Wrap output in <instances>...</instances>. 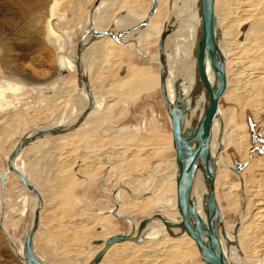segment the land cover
Instances as JSON below:
<instances>
[{
	"label": "rangeland",
	"instance_id": "374dc122",
	"mask_svg": "<svg viewBox=\"0 0 264 264\" xmlns=\"http://www.w3.org/2000/svg\"><path fill=\"white\" fill-rule=\"evenodd\" d=\"M96 1L98 0H0V133L4 137L3 143L0 144L1 168L6 165L5 150L16 141L17 135H23L26 131L34 129L36 125L54 121L55 113L70 109L72 98H79V93L75 94L72 88L75 75L70 73L68 68L69 72L61 70L58 54L64 55L68 65L70 48L85 30V15L90 12ZM239 2L249 5V9L254 13H258L264 5V0ZM150 3L151 0H129L125 10L141 13ZM168 8L169 0H165V11ZM159 20L160 18L153 24L152 31L158 30ZM114 22L110 21L113 24ZM244 23L250 25L251 21ZM262 33L264 36V31ZM254 45L262 48L259 40ZM144 48L149 54L146 57L137 53L134 47L130 48L119 42L110 41L105 49L102 48L97 52L95 63L92 67L89 66V75L98 81L96 89L99 96L104 94L102 91L105 87L107 89L113 87L116 91L115 95H109L106 101L101 97L102 101L98 106L103 108L94 112L96 117L91 122L81 126L82 135L79 133L77 136H69L72 137L71 140L63 137L46 142L49 146L55 144L54 150L57 154L54 156L58 157L56 160L59 159L58 167L50 168L49 163L42 162L39 152L43 145L39 142L34 143L24 155L26 160L33 161L39 158L37 161L41 163H37L42 169H39L36 175L43 186L46 180L49 181L47 178L52 177L55 180L47 190L46 203L42 211L43 219L37 230L44 247L58 255H71L78 250H82L86 255L96 253L97 249L90 246L97 242L96 238H102L97 235L104 231L98 222L92 223L93 218H90V224L85 225L81 222H87L88 220L84 218L90 214L95 218L98 207L107 209L106 199L112 200L108 192L111 191L114 180L125 177L143 178L150 175V180H155L161 174H167V170L171 167L170 163L175 151L169 144L171 126L161 98L159 61L150 59L151 54H158L157 40L150 39L145 43ZM258 51L260 59L264 62L263 50ZM247 56L252 57V54ZM240 64L241 61L238 60L233 66ZM123 65H127L128 73L119 78L118 71ZM260 66L264 67L263 63ZM109 76H114L116 79H113L114 82L108 79L109 83L103 85V79ZM63 83L68 86L56 90L57 97L52 101L51 106L38 108L39 110L36 106H28V101L37 99V87L55 88V85ZM243 92L242 90L239 93L243 95ZM219 103L224 110L223 119L226 115L225 109L228 106L233 107L230 123L242 135V143L245 145V150H237L234 145L228 144L218 151V155L228 160L227 166L223 167V182L231 186L228 190L224 189L222 182L215 184L223 221L227 226L238 230L245 221V214L258 211L257 206L261 201L264 209V184L256 187V194L250 196L251 199L256 200L254 203H248V194L243 184V180L258 183L259 179L264 178L263 166L247 168L249 160H255L257 164H262L264 161V110H258L255 114L249 106L245 105L242 108L238 101L229 98L221 97ZM11 132L17 135H11ZM140 136L147 137L150 141H145L142 148H138L139 151L136 149L139 156L134 162H138L140 167L136 170L128 164L129 162L121 159L130 152L129 150L122 152L120 146L127 145ZM58 145L61 146L59 150H57ZM56 160L53 161L54 164L51 162L53 166L57 164ZM236 172L243 173V179L242 176L238 177ZM7 185L9 188L3 222L14 238L19 239L23 237L30 215V212L22 218L18 215L20 209L18 203L26 192L21 182L13 176L10 177ZM226 194L234 196L235 202L228 204ZM52 202H58L57 206L54 207L55 203ZM155 211L157 210H152ZM262 211L257 212L259 217L257 216V224L254 225L253 233L257 236L264 235L261 227V224L264 225V211ZM103 215L106 217L107 213ZM133 215L138 221L140 217L147 216L140 212H134ZM110 220L114 233L123 231L127 227L123 219ZM17 246L18 243L15 249ZM15 249L10 247L0 231V264H26L16 255ZM257 249L258 247L256 254L260 253V249H264V246ZM262 251L264 254V250ZM81 259L79 256L76 261L79 262ZM109 259L110 256L103 264H108ZM173 261L177 264H202L194 242L182 243L178 257ZM160 264H172V261Z\"/></svg>",
	"mask_w": 264,
	"mask_h": 264
},
{
	"label": "bare ground",
	"instance_id": "6f19581e",
	"mask_svg": "<svg viewBox=\"0 0 264 264\" xmlns=\"http://www.w3.org/2000/svg\"><path fill=\"white\" fill-rule=\"evenodd\" d=\"M239 1L242 0H214V12L216 17V36L224 58L225 74H226V86L220 98L222 97V98H229L232 100H236L240 103V107L243 108L245 105H247L250 108H252L256 114L258 110L261 109L264 110V67L260 66L262 63L264 65V62L262 61V59H260V56L258 55L259 49H262L264 52V36H262L263 34L262 32L264 31V20H263L264 5L263 8L258 13H254L251 9H249V5L240 3ZM128 2L129 0H98L93 4L90 12H87L85 15V27H84L85 29L87 28L106 29L113 31L114 33H117L119 30L122 29H126L127 31L123 33V35H121L118 39H115L111 35H102V36L90 38L91 32H88L87 35L85 36L84 41H86V44L81 51V66L83 73L88 78L91 91L94 96L95 104L93 108L87 113L83 122H81L77 126V128L75 127L67 132L45 134L42 137L31 141L29 144L24 146L22 150L18 154H16V156L13 158L14 166L21 169L27 175L28 179L40 191L42 198L46 196L47 185L43 186L41 181L38 179L36 175V172H39V169H42L37 162L39 163L41 162L37 161L39 158L38 159L36 158L33 161L26 160L24 159V155L28 150H30V148H32L34 143L39 142L40 144L43 145L39 152L42 162L46 164L49 163V165L53 166L52 165L53 161H55L58 157L56 158V156H54L57 154V152L56 150H54L55 144L53 145L51 144L52 141L53 140L55 141V139H59L62 137H69L74 133L77 134L80 133L81 126L83 124H86V122H91L96 117L94 112L103 108L98 106L100 101H102L100 99L103 98V100L106 101L109 99V95H115L114 93L116 91L113 89V87H111V89H107L105 86L109 83L108 79H110L109 81H111L114 78L116 79V77L109 76L108 78L103 79V85H105L104 86L105 88H103L102 92L104 94L102 96H99L98 91L96 89V84L98 81L92 75L91 76L89 75L90 67H92V65L95 63L94 61L96 59L97 52L102 48L105 49L109 45L110 41L119 42L123 46L127 45V47L130 48L134 47L137 53H139L143 57H146L149 54L147 53V50L144 48L145 43L149 42L150 39L158 41L162 28L164 26L170 25L171 31L166 36L165 47H164V56H165L164 64L167 66L168 69L166 75V86H167L168 96L170 100L174 98L175 95L174 82L176 80L181 81V87L183 90V94L185 95H189V93H191L195 87L196 84L195 43L197 39V33L200 27V13L198 7V0H169V8L167 9L168 12L165 11V0H158L157 9L151 15L149 21L144 26L139 27L137 29L134 28L131 29L129 27L134 26L145 17L150 5L148 4L147 8L143 10L141 13H136V12L131 13L130 11L125 10ZM120 12H124V13L120 14ZM158 18H160V20L158 21L160 25H158V30L154 32L152 31L154 29L153 24L156 22ZM111 20L115 21L114 24L110 23ZM247 21H251L250 25H246V23H244ZM253 31H255V35H253ZM257 40L261 41L262 48H258L257 46L254 45L256 44ZM76 42H74L73 46L70 48V54L67 57L69 62L68 65H66L67 63L65 57L62 54H58V61H59V65L62 68L61 70H66L68 72L70 70L71 71L70 73H73V75H75V83H72V88L75 94L79 93V98L78 99L72 98V107L70 109L69 108L68 110L63 109L59 113L58 112L55 113L56 117L54 121H47V123L44 122L43 125H36L34 129L26 131L24 134L31 133L34 130L38 129L39 127L46 128V127H51L53 125H62V126L69 125L76 120L78 115L86 107L88 103L87 91L85 89L84 84L82 85L78 84L77 76H76V65L74 62V56L76 54L75 47L77 45ZM135 43L137 44L139 50L136 49ZM248 54H252V57H248L247 56ZM150 59L159 61V66L161 65L159 52L158 54H154V55L151 54ZM238 60L241 61V64L239 66L234 67L233 64L237 63ZM120 68L118 71V74L120 76L119 78L126 76L128 73L127 65H125V69L123 72H120L121 71ZM207 75L210 82L214 83L215 81L213 78V72L209 68H207ZM162 76L163 77L165 76L164 73H162ZM112 82H114V80ZM63 84L60 85L57 84L55 85V88H53V86L37 87L36 88L37 99H33V100L31 99V101H28V106L33 105L36 106L37 109L38 108L40 109L41 107L44 108L51 106L53 104L52 101L57 97L55 92L59 91L62 87L68 86ZM159 85H160V79H159ZM242 90L244 91L243 95L239 93L240 91L242 92ZM57 94H59V96L61 95V93H57ZM76 101L78 102V105ZM206 102H207V96L203 90H200L198 92V95L195 96L193 100L192 99L189 100V103H191V105L187 107L189 111L187 116V125L190 122H194L198 119ZM165 110L168 115V111L166 108ZM225 111H226V115L223 119L222 115L224 113V110L222 109L219 103V112L212 123L210 148H211V152L213 153V155H215V159H216L215 184L218 182H222L224 189L226 188L228 189L231 185H226L225 182H223V177H224L223 167L225 165L227 166L228 160H224L221 157V155H218V151L221 148H225L226 146H228V144L234 145V147L237 150L244 149L245 145H243L242 143L243 141L242 135L239 134L237 128L231 125L230 123V121L232 120L231 118H232L233 107L228 106L225 109ZM11 135L16 136L17 134L11 132ZM20 136H22V134ZM20 136L17 135L16 141L12 145L10 144L9 148L5 150V159H7L9 152L14 147V145L17 142V139ZM3 140L4 137L0 133V144L3 143ZM49 140H52L51 142H49L51 144L50 146L48 143L46 144V142ZM147 140L150 141L149 138L140 136L130 141V143L127 145H121L120 148L123 149L122 152L128 150L130 152L128 156H124L121 159L124 160L125 162L126 161L129 162L128 164L133 169L136 170L140 169V167H138L137 164L138 162L135 163L134 161L139 156L137 154L139 151L138 148H142V145H144L145 144L144 142ZM169 144L170 147L174 149L172 145V133H171V141ZM153 145L155 144L153 143ZM58 147L59 148L57 150L61 148V146L59 145ZM136 149H138V151ZM116 159L118 160L119 157H117ZM58 160H56L57 161V164L55 163L56 166L55 165L53 167L50 166V168L58 167L57 166L59 164ZM107 160L109 161L110 159H106V161ZM248 163L249 164L247 168L249 169L251 167L259 166V165L264 167V161L262 162V164H257L255 160H249ZM170 164L171 167L169 170H167V174L164 175L161 174V176L155 178V180H150L151 179L150 178L151 175H150V177H143V178L125 177V178H120L118 180L116 179L112 182L110 188L111 191L108 192L112 200L106 199L107 209L103 210L101 207H98V211L96 212L95 218L92 217V215L90 214L84 218V220H88L87 222H81L82 224L85 225L90 224L89 223L90 218L91 219L93 218L92 223L94 221L98 222V225L101 226V228L104 231L103 233L97 235V236H101L102 238H96L98 242L93 243L94 245L91 244L90 247L93 246L92 247L93 249L95 248L98 250L103 245L105 238L108 235L114 233L112 232V223L110 220L111 218L123 219V221H125L127 225L126 229L123 230V232L125 233L131 232L132 235L135 234L139 222L134 217L133 215L134 212H140L142 214H147L148 216L153 213L152 210L156 209L158 212L163 213L167 218L173 221H179L181 216L179 214L176 205L175 176L177 173V165L175 162V156L171 159ZM114 167H112V169H114ZM6 168H7V164L5 165L4 168L0 167V173L5 171ZM236 174L238 175V177L242 176L243 179V173L236 172ZM12 176L16 180H19L21 182L20 177L15 172L9 171L6 174L5 207L7 204L6 195L9 188L8 187L9 185L7 184L8 181L10 180V177ZM47 179L49 180L50 183L52 177ZM243 182L246 188V192L248 194V200H247L248 203L250 202L254 203L256 200L253 198L251 199L250 196L256 194L257 191V189H255L256 187L264 184V178L259 179L258 183L255 182L253 183L251 180L250 181L243 180ZM24 190L26 192V195L18 203L20 205L18 215L21 218L22 216L26 215L27 212H29V210L30 212L32 211L33 213L34 207L39 203L37 197L32 191L26 189L25 187ZM206 191H207V184L203 179L200 169H198L193 183L192 195L195 204L201 216L203 217L205 214L204 195ZM1 193H2V189H1ZM226 199L228 204H232L233 202H235L234 196L226 194ZM0 202H1V195H0ZM217 202L221 212V206L219 204L218 199ZM261 203L263 202L261 201ZM261 203L259 204L261 205ZM40 204L42 209V200ZM262 205L260 207L257 206L258 211L250 214L249 213L245 214L246 216V217L244 216L245 221L239 226L238 230L237 229L234 230L233 228L227 226L223 221V217L221 213L222 220L220 223H218L217 229L219 231L223 250L230 264H262V263L264 264L263 262L264 254H262L263 253L262 250L264 249H260V247L264 246V235L257 236L256 233H253L254 232L253 230H255L254 225L257 224L256 223L258 216L257 212H259V210L264 211ZM113 209L116 210V214L118 215H122V214L130 215L131 219L122 218L119 217L118 215H114L112 213ZM32 213L30 215V220L27 223V227L23 231V237L25 231L32 224ZM104 213H107L106 217L103 215ZM101 220L104 221L101 222ZM258 224H260V222ZM1 225H3L6 230V234H3L1 232L2 236L8 241L12 249H15V245L18 243V246L15 249V253L24 263L27 264V262L24 260L23 252H22L23 237L19 239L14 238L12 233L9 231V229L7 228V226H5L3 222V214L2 216L0 215V226ZM261 227L264 230V225L262 226L261 224ZM37 231L38 230H36L35 232L36 235H34V249L37 255L45 261H49L53 264H87L88 261L91 259V257L94 255V254L86 255L85 252H83L82 250H78L77 252L71 255L68 254L58 255L55 252L51 251L49 248L44 247L43 243L39 239ZM142 235L144 237V240L142 242H134L130 239H124L111 243L107 248L105 254L103 255L102 260L97 264L105 263L106 261L105 259L108 256H110L109 261L107 260V263L109 262L108 264H142V263L160 264L161 262H166V261L169 262L172 261V264H177V262L173 260H175L176 257H178V252L180 251L181 244L184 242L195 243L194 239L191 236H189L186 232L182 231L179 227H173L170 229V231L166 230L165 225L159 219H153L147 222L142 228ZM257 247L261 251L258 254H256ZM79 256L82 259L79 262H77L76 258ZM201 261L202 264H207L202 259Z\"/></svg>",
	"mask_w": 264,
	"mask_h": 264
},
{
	"label": "water",
	"instance_id": "95a60500",
	"mask_svg": "<svg viewBox=\"0 0 264 264\" xmlns=\"http://www.w3.org/2000/svg\"><path fill=\"white\" fill-rule=\"evenodd\" d=\"M157 4L158 0H151L150 7L145 17L129 28L137 29L144 26L157 9ZM198 7L200 13V27L195 43L196 84L189 95L183 94L181 81L179 80L174 82L175 95L172 100H170L167 93L166 75L168 69L164 64V47L166 36L171 31L170 25L162 28L157 41V49L161 61V65L159 66V73L161 74L160 92L163 104L168 111L171 124L172 145L175 149V162L177 165V173L175 176L176 205L181 218L179 221H173L158 211L153 212L151 215L140 217L134 235H132L131 232L125 233L123 231L108 235L103 245L96 251L87 264H97L100 262L109 245L115 241L130 239L134 242H142L144 240L142 228L147 222L153 219H159L168 231L173 227H179L182 231L191 236L195 241L200 258L207 264H230L223 250L219 231L217 229V225L221 222L222 217L215 194L216 159L210 148L212 123L219 112V98L223 94L226 86L225 62L216 36L214 0H198ZM126 31V29H122L114 33L111 30L91 28H87L83 31L77 40L74 62L76 65L77 82L79 85L84 84L87 91L88 103L86 107L78 115L76 120L69 125H53L46 128L39 127L31 133L23 134L17 139L16 144L7 156V168L0 173V184L2 189L0 215L2 216L5 208V176L9 171L15 172L20 177L24 187L32 191L39 201L33 209L32 224L25 231L23 237L22 252L27 264L53 263L41 259L34 249V235L40 223V202L42 200V195L37 187L28 179L27 175L21 169L14 166L13 158L31 141L45 134L67 132L83 122L87 113L95 104L88 78L83 73L81 66V51L86 44V41H84L85 36L88 32H91L90 38L111 35L115 39H118ZM135 47L139 50L136 43ZM207 68L211 69L213 72L214 83H211L208 78ZM120 69V72H123L125 65ZM162 73H164V77ZM200 90L205 92L207 102L198 119L187 125V116L189 113L187 107L192 103H189V100H193ZM198 169H200L203 179L207 184V191L204 195V217L201 216L192 195L193 183ZM112 213L118 215L115 209L112 210ZM118 216L131 219V216L127 214ZM0 231L6 234L3 225L0 226Z\"/></svg>",
	"mask_w": 264,
	"mask_h": 264
},
{
	"label": "crops",
	"instance_id": "0c3cea01",
	"mask_svg": "<svg viewBox=\"0 0 264 264\" xmlns=\"http://www.w3.org/2000/svg\"><path fill=\"white\" fill-rule=\"evenodd\" d=\"M140 56V55H139ZM76 99H78V98H76ZM77 102V101H76ZM77 104H78V102H77ZM67 110H68V108H67ZM83 126V125H82ZM77 128V127H76ZM80 128V127H79ZM79 130V129H78ZM81 130V129H80ZM79 134V133H78ZM77 133H74V134H72V135H70V136H77L78 135ZM80 135H82V131L80 132ZM63 138V137H62ZM68 139H72V137H67ZM47 178V177H46ZM53 179V178H52ZM55 179H58V178H55ZM51 182L49 183V181H45V183H44V185L47 187L46 188V192H47V190L48 189H50L49 187H50V184H52L53 185V182H55V180H50ZM56 181H59V179L58 180H56ZM57 183V182H56ZM47 194V193H46ZM45 203H46V196L44 197V198H42V209H41V215H40V220H41V222H42V211L44 210L43 209V207H44V205H45ZM52 203H55V205H54V207H56L57 205L56 204H58V202H52ZM35 205V204H34ZM29 212H30V210H29ZM31 213H32V211L29 213L30 215H31ZM30 215H29V220H30ZM38 232V231H37ZM38 234H39V232H38ZM35 235H36V233H35Z\"/></svg>",
	"mask_w": 264,
	"mask_h": 264
}]
</instances>
